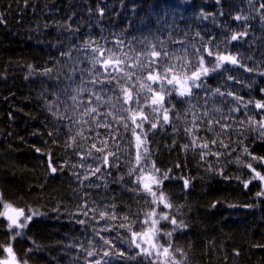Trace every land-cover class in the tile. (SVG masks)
I'll use <instances>...</instances> for the list:
<instances>
[{"label":"trees","instance_id":"trees-1","mask_svg":"<svg viewBox=\"0 0 264 264\" xmlns=\"http://www.w3.org/2000/svg\"><path fill=\"white\" fill-rule=\"evenodd\" d=\"M0 13V211L3 203H12L26 214L37 213L11 242L18 259H27V264H95L97 260L103 264L105 259L111 264H162L166 257L155 258L154 247L149 251L152 256L140 253L130 241L131 232L121 227L147 231L143 221L155 211L156 218L169 217L156 225L155 246L168 247L170 240L176 264H264V197L256 195L259 181L243 187L241 180L249 178L248 170L237 159L244 164L250 160L236 146L241 139L239 122L244 121L243 143L254 155L264 156V139L248 126V118L259 122L264 110L249 104L247 111L241 107L230 113L235 104L227 96L232 92L245 102H264V0H0ZM245 31L246 36L226 43L231 35ZM117 40L123 41L122 51H117L121 47ZM209 40L236 56L239 64L225 63L210 73L205 83L211 91L193 88L190 98L165 93L170 123L154 130H149V123L143 125L149 166L154 162L161 172L170 170L171 179L160 188L172 205L169 209L152 203L149 194L133 190L130 183L136 142L131 123L127 131L123 127L128 113L120 107L119 92L107 86L102 94L108 103L99 111L110 115L98 120L111 128L96 127L87 116L80 119L84 111L80 102L89 99L90 80L99 76V65L92 72L96 58L92 49L100 46L131 57L133 78L121 83L135 96L147 74L138 66L146 63L140 54L147 53L150 45L168 52L171 59L166 64L186 63L180 73L185 75L198 60L197 49L202 53ZM204 58L210 66L211 58ZM217 88L225 96L214 95ZM143 111L149 121L154 119L148 106ZM193 113L198 117L196 137L207 140L218 155L201 160V150H192L185 129L193 127ZM68 117L78 122L70 124ZM209 119L220 121L211 131ZM225 119L230 126L222 129ZM81 131L85 139L77 135ZM97 134L107 140L105 151L118 158V166L108 168L111 175L100 179L104 169L91 175L96 163L87 155L94 141L100 147ZM253 166L264 172L255 162ZM51 167L57 171L52 173ZM181 177L190 178L187 189ZM85 203L94 210L87 216L79 211ZM112 215L116 218L109 219ZM172 216L188 227L169 238L165 233L172 231ZM9 241L8 221L0 217V245L7 247ZM89 251L94 255L88 256ZM105 251L109 257H104ZM6 255L0 248V259Z\"/></svg>","mask_w":264,"mask_h":264},{"label":"snow or ice","instance_id":"snow-or-ice-1","mask_svg":"<svg viewBox=\"0 0 264 264\" xmlns=\"http://www.w3.org/2000/svg\"><path fill=\"white\" fill-rule=\"evenodd\" d=\"M101 14L102 10H101ZM236 20H240L241 17H235ZM3 22V14L0 13V23ZM247 32L237 33L231 35L230 39L226 41V43H231L232 41H237L242 37L246 36ZM116 44L118 46L117 51H122L123 41L117 40ZM211 45V46H209ZM87 46V45H86ZM220 46L218 44H214L213 40H209L203 46V52L197 49L198 60L196 64L190 69V74L180 75V73H184L185 68L188 65L185 63L181 66H177L175 63H167L171 58L166 50L161 49V51L156 50L155 45L149 46V51L147 53H141L140 55L145 56L146 63L138 65L141 71H146L147 74L144 77L143 82L139 83L140 91L136 93L134 96L133 93L129 90L128 87L122 86V81H131L133 78L132 69L134 65L129 63L131 57L127 55V53H123L121 56H117L115 51L112 49L105 50L104 48L97 46L93 48L92 51L96 55V58L93 61L92 72L95 73L97 71V65H99V76L93 75L90 80V83L93 85L92 89H89L90 97L85 101H81L80 103L84 107V111L81 114L80 119L83 120L85 116L93 119L96 127H108L111 128V125L106 122H101L98 118L101 115H110V113L102 114L99 111V108L104 104L108 103L103 99L102 94L107 91V86H111L112 91L119 92L118 100L120 101V107L123 111L128 113L127 120L123 122V127L127 131L129 129V122L133 126L131 128L132 134L135 137V148H136V156H135V165L133 168L129 170V175L134 178L130 180V183L134 186L133 190L139 189L141 192H145L151 196L152 203L154 204H163L165 208H171V203L168 202L165 194L160 191L161 186L164 181L171 179L169 172H161L158 168L155 167L154 162H151V166L148 163V148H147V132L144 131L143 125L145 123H149L150 129L154 130L158 126L163 127L166 124L170 123L169 111L170 108L165 107V93L170 97L173 92L176 93L179 97H192V89H200L203 87L205 91H211L207 88L205 83V79L210 75V73L216 72L221 69L225 63L231 65H238L239 61L236 56L231 55L230 53L226 54L225 51L219 50ZM107 51V55L105 52ZM163 52V55H162ZM205 55L211 58L210 66L205 63ZM139 55L137 56V61H139ZM243 67V65H240ZM246 71H252V69H246ZM103 77V78H100ZM232 77L229 76L228 80H231ZM153 85H156L154 88ZM98 86V87H97ZM264 91V90H262ZM141 92H147V96L141 97ZM220 96H225V92H221L219 88H217L214 93ZM227 96L232 97V103L235 104L234 108H231L230 113L239 112L241 107L245 111L248 109V105L252 104L253 107L257 110H264V102L261 101H243V99L232 92H227ZM144 99L146 101L145 105H141L140 101ZM73 102H76V97H72ZM190 104V101H189ZM170 107H174L171 105V101L169 100ZM127 106V107H125ZM148 106L152 114H154V119L149 121L148 115H146L143 111V107ZM207 116V112L204 113ZM198 119L197 115L193 113V127L185 129V135L190 136V143L192 145V150L195 151L199 148L200 158L201 160L206 159L209 154L218 155V153H213L209 148V144L207 140L198 139L195 135V132L199 131L198 126L196 125V120ZM69 123H76V118L68 117ZM84 123H88L87 120H84ZM213 123L220 124V121H213L209 119L207 121V128L209 131L212 130ZM239 124L242 126L240 129L241 139L239 143L236 145L241 149V154L249 158L250 162L244 164L242 160L237 159V163L242 164L244 168L248 170V179L241 180V183L245 189L248 188L250 184L254 181L260 182V191L256 193L257 197H264V172L258 170L257 167L253 166V162H255L260 167H264V156H256L250 151V147L243 143V125L244 121H240ZM229 123L227 119H225V123L221 125L222 129H227L229 127ZM248 126L254 127L257 131L258 137L260 139H264V117L257 122L248 118ZM67 127V125H66ZM136 129H140V132L137 133ZM175 131V129H173ZM77 135L83 137V132L77 133ZM109 135H113L112 132H109ZM144 137V139H142ZM97 139H99V134H97ZM114 139V135H113ZM100 147H97V143L94 141L91 144V149L88 150L87 155L92 157L96 166L91 168V175H96V173H101V168L104 171L101 173V176H98L97 179L101 177L110 176L111 173L108 172V168H116L118 165L116 163L115 153L111 151H105L108 147L106 139H99ZM213 144L216 143V140L212 141ZM71 146V145H69ZM221 146L225 149L228 148L227 144L221 142ZM189 145H183V149L187 151ZM92 149L95 150L96 153H100L99 156H95ZM39 151V149H37ZM113 157L112 162H109V157ZM143 161V163H142ZM177 168L180 167L179 164L176 165ZM51 172L55 173L57 169L55 167H51ZM221 175L223 174L221 170ZM80 179L79 176L76 177ZM89 176L85 175L84 179H88ZM122 179V178H121ZM183 182L184 189H187L191 180L187 177H181ZM228 179V177H225ZM236 179H240L236 177ZM155 189V190H154ZM159 192V195L157 194ZM3 211H0V217L6 218L8 221V229L10 231V241L7 247L0 245V248L6 252V257L0 259V264H27V259H18L14 248L12 247V241H14L18 236L22 235V230L27 227V224L32 220L34 215L37 213L29 211L28 214L25 213V209L23 207H16L12 203H3L2 204ZM215 207V204L213 205ZM94 211L92 209H88V205L85 203L80 206L79 211L82 212L83 215L87 216L88 211ZM104 213H101V219L104 218ZM115 215L109 217V219H115ZM125 219H127L125 217ZM169 220L167 214L161 215L159 218H156L155 211L146 214V218L143 221L142 226H148L147 231L143 232H134L131 227L128 225H121V227H127L128 231L131 232L130 241L137 249H140V253L152 256V252H149L147 248L142 247V244H148L155 248V258H159L161 256L166 257L167 260L172 261V264H176L174 255L170 254V249L172 247L171 242L169 240L168 247H156L152 244V238L157 235L159 229H157L156 225L159 220ZM170 224L173 226L172 231L165 233L169 238H171L172 233L175 231H181L188 227L187 224L181 220L177 221L175 216H172L170 219ZM79 223L83 224L84 221L81 220ZM107 230V229H106ZM98 234V233H97ZM137 237L141 238V242H136ZM105 244H109L110 241L105 240ZM88 256H93L94 253L89 251L87 253ZM111 255H118L123 257V253L113 252ZM110 253L105 251L104 257H109ZM167 260L163 261L162 264H167ZM95 264H101L100 260H97ZM103 264H111L109 259H105ZM155 264V261H153Z\"/></svg>","mask_w":264,"mask_h":264},{"label":"rangeland","instance_id":"rangeland-1","mask_svg":"<svg viewBox=\"0 0 264 264\" xmlns=\"http://www.w3.org/2000/svg\"><path fill=\"white\" fill-rule=\"evenodd\" d=\"M154 238V237H153ZM152 238V244L155 245V241ZM141 242V241H140ZM142 247H145L148 249V251L153 250V247L148 244H142ZM140 250V249H139Z\"/></svg>","mask_w":264,"mask_h":264},{"label":"bare ground","instance_id":"bare-ground-1","mask_svg":"<svg viewBox=\"0 0 264 264\" xmlns=\"http://www.w3.org/2000/svg\"><path fill=\"white\" fill-rule=\"evenodd\" d=\"M121 13V14H120ZM119 14L122 15V12H120Z\"/></svg>","mask_w":264,"mask_h":264}]
</instances>
